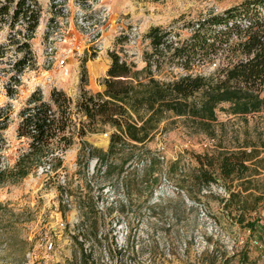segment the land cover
I'll use <instances>...</instances> for the list:
<instances>
[{"label":"rangeland","instance_id":"rangeland-1","mask_svg":"<svg viewBox=\"0 0 264 264\" xmlns=\"http://www.w3.org/2000/svg\"><path fill=\"white\" fill-rule=\"evenodd\" d=\"M240 1L36 0L38 22L27 39L31 57L20 71L13 61L23 51L9 38L21 40L23 24L9 28L0 19V156L10 163L26 146L15 127L18 110L35 88L43 98L53 87L74 96L85 68L86 87L102 90L110 50L140 68L151 50L145 37L150 26L162 25L185 37L190 21ZM94 49L96 55L82 65V57ZM225 62L217 57L193 71L207 75ZM184 72L171 65L154 75L167 80ZM260 97L261 107L249 112L222 100L214 108L215 118L203 124L167 112L146 144L161 160L148 198L144 189L133 186L127 195V170L106 176L96 170L93 157L83 168L77 161L78 141L63 152L56 170L45 161L19 180L0 184V264H216L223 254L241 250L248 256L244 264H264V161L251 174L225 184L219 178L198 189L191 180L197 164L193 153L237 148L259 137L264 83ZM85 139L105 149L109 130ZM136 173L140 176L141 168ZM245 185L248 189L242 190ZM231 192L239 197L227 200ZM243 205L245 218H256L252 228L238 221ZM79 242L87 263L81 262Z\"/></svg>","mask_w":264,"mask_h":264},{"label":"trees","instance_id":"trees-1","mask_svg":"<svg viewBox=\"0 0 264 264\" xmlns=\"http://www.w3.org/2000/svg\"><path fill=\"white\" fill-rule=\"evenodd\" d=\"M263 6L264 0H241L220 12L190 21V33L185 37L172 35L171 30L162 25L150 26L145 32L151 45V50L144 53L145 64L136 68L116 50H110L111 61L101 81L102 90L92 91L86 87L85 68H82L79 90L74 96L56 87L51 89L48 98H43L38 88L32 90L18 110L15 127L16 136L26 138V146L20 148L10 163L0 156V184L19 180L45 161L56 170L63 163V152L78 141L77 161L83 168H87L93 157L96 170L106 176L127 170L130 175L123 181L127 195L132 194L129 186H133L144 189L146 197H150L161 160L146 144L160 130V122L167 112L191 116L203 124L215 118L214 108L222 100L234 102L240 112L261 107ZM38 16L36 0H0V19L6 21L9 28L15 22L23 24L22 39L9 38L23 51L13 61L16 71L31 57L27 39L32 36ZM96 53L94 49L82 57V65ZM217 57H223L226 62L212 73L193 71L195 65ZM171 65H178L185 72L167 80L154 75ZM103 130H109L105 149L85 139L87 134ZM262 152L264 129L257 139L246 140L237 148L195 152L197 164L191 173L192 183L200 189L219 178L225 184L226 180L251 174L256 164L264 161ZM138 168L142 171L140 176L136 173ZM247 189L245 185L242 190ZM235 196L239 197L238 192H231L227 200ZM241 207L238 221L254 227L256 218H245L246 206ZM79 244L81 262L87 263L82 243ZM247 258L245 250L225 253L216 264H244Z\"/></svg>","mask_w":264,"mask_h":264},{"label":"built area","instance_id":"built-area-1","mask_svg":"<svg viewBox=\"0 0 264 264\" xmlns=\"http://www.w3.org/2000/svg\"><path fill=\"white\" fill-rule=\"evenodd\" d=\"M58 61H59L60 63H64L65 58L61 57Z\"/></svg>","mask_w":264,"mask_h":264}]
</instances>
